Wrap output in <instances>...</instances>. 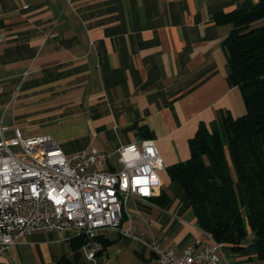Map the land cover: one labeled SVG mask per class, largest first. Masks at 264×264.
<instances>
[{"label": "crops", "instance_id": "crops-1", "mask_svg": "<svg viewBox=\"0 0 264 264\" xmlns=\"http://www.w3.org/2000/svg\"><path fill=\"white\" fill-rule=\"evenodd\" d=\"M259 0H0V122L13 136L50 134L71 154L89 147L118 163L122 145L154 139L161 189L131 196L121 228H107L95 264H160L142 240L177 254L206 234L168 168L190 156L201 124L245 113L223 46L233 25L215 15ZM16 94V99L14 95ZM165 191L171 201L154 198ZM132 231L140 238L123 232ZM77 230L38 231L0 251V264H89ZM86 241V240H85ZM225 264H263L249 231L225 244Z\"/></svg>", "mask_w": 264, "mask_h": 264}, {"label": "built area", "instance_id": "built-area-1", "mask_svg": "<svg viewBox=\"0 0 264 264\" xmlns=\"http://www.w3.org/2000/svg\"><path fill=\"white\" fill-rule=\"evenodd\" d=\"M3 39L0 34V43ZM7 132L0 122L1 252L34 232L77 230L85 237L82 249L89 264H95L103 248L99 235L121 228L129 198L148 200L161 189L164 160L154 139L119 147L122 167L116 168V163L107 165L111 155L96 147L67 154L50 134L24 136L15 128L7 138ZM123 232L140 239L132 229ZM204 232L206 240L197 239L180 254L162 248L159 238L142 241L160 264H225V243Z\"/></svg>", "mask_w": 264, "mask_h": 264}, {"label": "trees", "instance_id": "trees-1", "mask_svg": "<svg viewBox=\"0 0 264 264\" xmlns=\"http://www.w3.org/2000/svg\"><path fill=\"white\" fill-rule=\"evenodd\" d=\"M233 25L223 46L231 83L243 95L246 111L222 116V129L201 124L189 141L190 156L168 168L190 201L202 230L243 249L249 231L264 264V0L215 15ZM165 191L154 198L160 206ZM79 238V245L85 237Z\"/></svg>", "mask_w": 264, "mask_h": 264}, {"label": "rangeland", "instance_id": "rangeland-1", "mask_svg": "<svg viewBox=\"0 0 264 264\" xmlns=\"http://www.w3.org/2000/svg\"><path fill=\"white\" fill-rule=\"evenodd\" d=\"M8 136L9 138H12L13 136L10 135V133H8ZM13 149L16 151V152H20V149L18 147H13ZM161 173V172H160ZM159 173V175H160Z\"/></svg>", "mask_w": 264, "mask_h": 264}]
</instances>
